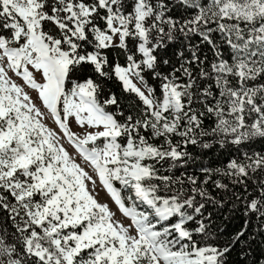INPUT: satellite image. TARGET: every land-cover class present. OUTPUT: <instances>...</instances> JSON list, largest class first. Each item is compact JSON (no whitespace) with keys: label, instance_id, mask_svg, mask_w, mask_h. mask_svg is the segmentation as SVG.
I'll use <instances>...</instances> for the list:
<instances>
[{"label":"snow or ice","instance_id":"1","mask_svg":"<svg viewBox=\"0 0 264 264\" xmlns=\"http://www.w3.org/2000/svg\"><path fill=\"white\" fill-rule=\"evenodd\" d=\"M0 264H264V0H0Z\"/></svg>","mask_w":264,"mask_h":264},{"label":"trees","instance_id":"2","mask_svg":"<svg viewBox=\"0 0 264 264\" xmlns=\"http://www.w3.org/2000/svg\"><path fill=\"white\" fill-rule=\"evenodd\" d=\"M225 157L221 156L220 159H224ZM204 162L206 163H211L213 166H216L220 161L217 159L216 155L214 154V152H209L205 158H204Z\"/></svg>","mask_w":264,"mask_h":264},{"label":"rangeland","instance_id":"3","mask_svg":"<svg viewBox=\"0 0 264 264\" xmlns=\"http://www.w3.org/2000/svg\"><path fill=\"white\" fill-rule=\"evenodd\" d=\"M33 94V96H35V93H32ZM71 150V149H70ZM100 199L102 200V201H104V200H108V197L106 196V194L104 193V192H100ZM109 203H111L110 201H109ZM112 207H113V210L114 211H116V208H115V205H112Z\"/></svg>","mask_w":264,"mask_h":264}]
</instances>
